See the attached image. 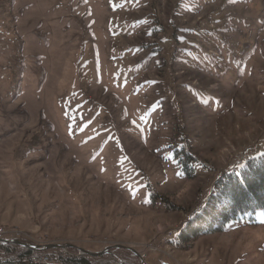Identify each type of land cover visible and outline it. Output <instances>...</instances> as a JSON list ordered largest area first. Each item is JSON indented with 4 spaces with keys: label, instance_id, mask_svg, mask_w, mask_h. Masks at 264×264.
Returning a JSON list of instances; mask_svg holds the SVG:
<instances>
[{
    "label": "rangeland",
    "instance_id": "374dc122",
    "mask_svg": "<svg viewBox=\"0 0 264 264\" xmlns=\"http://www.w3.org/2000/svg\"><path fill=\"white\" fill-rule=\"evenodd\" d=\"M262 154L264 0H0V238L264 264L261 209L170 242Z\"/></svg>",
    "mask_w": 264,
    "mask_h": 264
},
{
    "label": "trees",
    "instance_id": "16d2710c",
    "mask_svg": "<svg viewBox=\"0 0 264 264\" xmlns=\"http://www.w3.org/2000/svg\"><path fill=\"white\" fill-rule=\"evenodd\" d=\"M209 193L199 209L174 234L170 242L176 248L188 249L198 237L222 232L229 223L246 219L247 214H250L248 219L254 221L259 209L264 213V154L249 159L239 172L231 169L224 171ZM164 202L166 208L174 209L175 206L166 198ZM80 253L75 247L66 252L60 248L34 251L19 244L0 243V264H32L33 257L43 254L50 255L58 264H135L133 260L121 262L108 259L107 256L103 261H98L88 254ZM132 257L138 261L136 264H142L139 258Z\"/></svg>",
    "mask_w": 264,
    "mask_h": 264
},
{
    "label": "water",
    "instance_id": "95a60500",
    "mask_svg": "<svg viewBox=\"0 0 264 264\" xmlns=\"http://www.w3.org/2000/svg\"><path fill=\"white\" fill-rule=\"evenodd\" d=\"M0 243H16V244H20L22 246H25V247H28L30 249H33V250H42V249H49V248H63V249H67V247H71L73 246L72 244L70 243H64V244H59V243H48V244H38L37 245H31L29 243H25V242H22L21 240L17 239V238H9V239H6V238H0ZM127 248H129L130 250H132V252H136L137 255H139L141 257V260H142V264H145L144 263V260H143V257L141 256V254H139L135 249L133 248H130L128 246H125ZM79 250H81L83 253H86V254H89V253H93L89 250H85L83 248H79ZM95 254V253H93Z\"/></svg>",
    "mask_w": 264,
    "mask_h": 264
},
{
    "label": "built area",
    "instance_id": "2783aa9c",
    "mask_svg": "<svg viewBox=\"0 0 264 264\" xmlns=\"http://www.w3.org/2000/svg\"><path fill=\"white\" fill-rule=\"evenodd\" d=\"M5 235L4 229H0V237H3ZM32 263L34 264H52V259H50L48 256L44 257H35L32 259Z\"/></svg>",
    "mask_w": 264,
    "mask_h": 264
},
{
    "label": "bare ground",
    "instance_id": "6f19581e",
    "mask_svg": "<svg viewBox=\"0 0 264 264\" xmlns=\"http://www.w3.org/2000/svg\"><path fill=\"white\" fill-rule=\"evenodd\" d=\"M2 227V226H1Z\"/></svg>",
    "mask_w": 264,
    "mask_h": 264
}]
</instances>
